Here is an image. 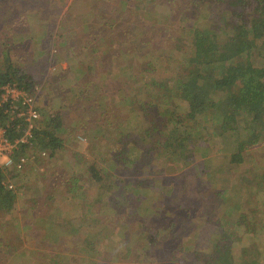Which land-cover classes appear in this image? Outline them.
I'll list each match as a JSON object with an SVG mask.
<instances>
[{
  "label": "rangeland",
  "instance_id": "374dc122",
  "mask_svg": "<svg viewBox=\"0 0 264 264\" xmlns=\"http://www.w3.org/2000/svg\"><path fill=\"white\" fill-rule=\"evenodd\" d=\"M215 1L225 40L248 15ZM211 5L194 22L193 0H0V71L31 77L37 125L55 118L64 140L6 172L17 197L0 209V264H213L239 216L264 223V141L238 165L193 139L211 121L186 120L187 145L165 146L181 130L160 121L156 92L200 71L188 29L212 21Z\"/></svg>",
  "mask_w": 264,
  "mask_h": 264
},
{
  "label": "trees",
  "instance_id": "16d2710c",
  "mask_svg": "<svg viewBox=\"0 0 264 264\" xmlns=\"http://www.w3.org/2000/svg\"><path fill=\"white\" fill-rule=\"evenodd\" d=\"M214 1L193 0L195 9L190 12L197 22L203 2L216 4L215 7L210 6L214 14L212 21L204 26L194 23L188 29V44L195 51V57L189 61L200 71L164 79L162 90L156 92L155 99L159 101L160 121L172 123L175 129L181 130L177 137L182 141L172 140L169 133L165 146L172 149L176 145L182 148L187 145L185 141L191 139V133L182 126L186 120L196 123L194 126L201 122L202 127L211 121L206 128L203 127L207 129L206 134H193V139L202 144L208 142L213 153H231V161L240 165L244 160L243 151L264 141V0H228V10L234 14L244 12L248 16L239 17L232 26V34H228L225 40L219 37L223 32L222 26L214 24L224 23L227 19L224 15L229 16V13L220 10V7L224 8L218 4L220 1ZM252 52L258 54L257 60L249 58ZM6 84H18L27 91H34L31 77L11 64L5 71H0V99L1 89ZM153 84L156 85L155 82ZM176 98L186 107L183 114L177 110ZM2 112L0 107L1 120L8 122V117ZM217 116H221V122L215 119ZM55 121L50 117L43 120L36 128L34 138L35 148L46 150L52 156L64 148V140L57 134ZM235 137L239 141L237 152L233 149ZM6 181L7 174L0 169V209L3 211L10 210L17 197L16 190L9 189ZM260 224L250 222L244 215L239 216L233 231L225 233L227 241L218 246L222 254L214 256L211 263L264 264V223ZM235 243L240 245L238 256L234 253Z\"/></svg>",
  "mask_w": 264,
  "mask_h": 264
},
{
  "label": "built area",
  "instance_id": "2783aa9c",
  "mask_svg": "<svg viewBox=\"0 0 264 264\" xmlns=\"http://www.w3.org/2000/svg\"><path fill=\"white\" fill-rule=\"evenodd\" d=\"M1 90L0 107L8 122H3L0 115V169L21 171L28 162L48 156L46 150L39 151L34 145L35 130L41 118L38 99L36 94L18 84H6ZM7 186L15 191L12 183L8 182Z\"/></svg>",
  "mask_w": 264,
  "mask_h": 264
}]
</instances>
